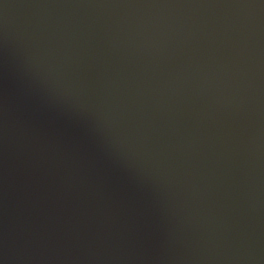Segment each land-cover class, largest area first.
Listing matches in <instances>:
<instances>
[{
	"label": "water",
	"instance_id": "1",
	"mask_svg": "<svg viewBox=\"0 0 264 264\" xmlns=\"http://www.w3.org/2000/svg\"><path fill=\"white\" fill-rule=\"evenodd\" d=\"M0 264H264V0H0Z\"/></svg>",
	"mask_w": 264,
	"mask_h": 264
}]
</instances>
